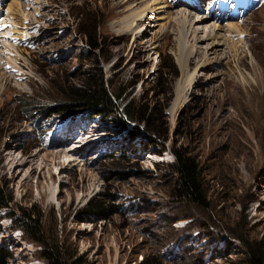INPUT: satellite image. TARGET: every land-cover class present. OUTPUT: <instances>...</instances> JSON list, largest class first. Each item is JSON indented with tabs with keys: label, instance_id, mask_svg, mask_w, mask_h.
<instances>
[{
	"label": "rangeland",
	"instance_id": "374dc122",
	"mask_svg": "<svg viewBox=\"0 0 264 264\" xmlns=\"http://www.w3.org/2000/svg\"><path fill=\"white\" fill-rule=\"evenodd\" d=\"M13 1L0 5L6 264H51L50 252L60 264H244L242 241L264 242V1L221 21L210 2L192 10L168 0L171 20L206 14L192 27L224 29L215 52L216 39H180L177 21H156L163 10L138 21L153 0H18L20 11L7 13ZM95 61L125 103L147 109L159 138H133L134 125L85 112L59 119L42 111ZM24 103L36 112L21 111ZM56 150L66 152L52 163ZM174 152L198 164L206 207L178 196ZM90 203L104 215H88Z\"/></svg>",
	"mask_w": 264,
	"mask_h": 264
},
{
	"label": "trees",
	"instance_id": "16d2710c",
	"mask_svg": "<svg viewBox=\"0 0 264 264\" xmlns=\"http://www.w3.org/2000/svg\"><path fill=\"white\" fill-rule=\"evenodd\" d=\"M97 28L92 26L90 32L86 33L88 45L93 49L97 45ZM122 91H118L113 84L105 77L98 62L93 63V67L84 71L82 78L77 84L64 91L62 99L57 100L53 107H44L42 111L48 112V117H58L67 119L80 113H89L92 116L105 117L118 125L119 128L131 127L127 134L135 138L138 134L160 137L162 130L156 127L155 121L144 106L139 103L128 102L122 99ZM21 111L27 114L36 112L34 104H21ZM128 128V127H127ZM174 161L169 165L175 175L178 196L183 200L199 206L206 207V194L203 191L202 178L198 164L192 158L185 155L173 153ZM11 203V198L5 193V189L0 187V212L6 211ZM88 215H104L105 209L99 204H89L86 207ZM30 220L31 216H27ZM19 222L17 229L25 228V218H16ZM24 231V230H21ZM244 247V264H264V242L242 241ZM56 254H58L56 252ZM51 260V264H60L59 259L51 252L45 256ZM5 254L0 249V264H6ZM65 263V262H64ZM67 263V262H66ZM71 262L70 264H75Z\"/></svg>",
	"mask_w": 264,
	"mask_h": 264
},
{
	"label": "bare ground",
	"instance_id": "6f19581e",
	"mask_svg": "<svg viewBox=\"0 0 264 264\" xmlns=\"http://www.w3.org/2000/svg\"><path fill=\"white\" fill-rule=\"evenodd\" d=\"M143 1H146V2H148L149 0H143ZM151 1V0H150ZM149 1V2H150ZM166 2H167V4H166ZM166 2H165V0H153L152 1V3H151V7H149L147 10H145L144 11V13L142 12V15H141V17L138 19V21H140V20H142L143 18H146V16L147 15H144V14H149V13H152V12H160V11H162L163 10V12H164V15L163 16H165V17H159L156 21H160V20H163V19H168L169 20V22L171 23V22H175V21H177V30H178V28H179V31L177 32V33H179V38L180 37H184V35L185 34H187V36L189 35V33H190V35H191V37L192 38H194V35L195 36H197L198 34H200V33H204V36H202V38H206V40L207 39H210V38H214V39H216V41H215V43H212V44H210V50H212L213 52H215L214 50H217V49H219L218 47H222V46H224V44H223V42H226V39H224L223 38V36L220 34V32L219 31H222V30H224V29H222L221 28V26L220 25H210L209 27H205V28H194V27H192V26H195V25H198V24H200L204 19L206 20L207 19V16H206V14H204V16L203 17H201V16H195L194 14H190V13H183V12H181V13H179V17L176 19V20H171L172 18H170V6L172 7H174V4H170V3H168V0H166ZM2 4V0H0V5ZM3 5V4H2ZM170 5V6H169ZM177 5V4H176ZM201 7V6H200ZM20 8H21V6H20V3L18 2V0H15V1H13V2H11L10 4H9V6H8V8H7V13L8 12H14V13H18L19 11H20ZM180 8V7H179ZM193 10V9H192ZM189 11V10H188ZM207 11H208V9H207ZM6 12V11H5ZM162 13V12H161ZM195 13H198V12H195ZM192 15L193 16H195V17H197L196 19H194V20H192ZM176 17V16H175ZM147 20H148V16H147ZM9 25V24H8ZM1 26V25H0ZM3 26V25H2ZM146 26H148L149 28H150V25H146ZM218 26H220V27H218ZM226 28V30H228V31H233V33L236 31V29H238V26L237 25H228V26H226L225 27ZM1 29H3V28H1ZM147 30V29H146ZM205 33L207 34V35H205ZM232 33V32H231ZM230 34V33H229ZM1 36V35H0ZM202 38H200V39H202ZM181 39V38H180ZM183 40H184V38H183ZM182 40V41H183ZM222 42V43H221ZM190 49L191 48H189V51H190ZM179 48H178V52H179ZM193 51H194V47L191 49V52L190 53H192L193 54ZM219 51V50H218ZM189 53V54H190ZM181 63V62H180ZM57 149V148H56ZM63 150V149H62ZM68 150V149H67ZM57 152H59V153H57V154H55V155H51V161H52V163H53V161H54V163H55V160L58 158V157H60V154H65V152H60V151H58V150H56ZM73 151H75L76 152V150L74 149ZM35 156H38V154L37 155H35ZM35 158V157H34ZM47 159V158H46ZM44 160V159H43ZM63 165H64V163H63ZM69 165V164H68ZM65 168V167H64Z\"/></svg>",
	"mask_w": 264,
	"mask_h": 264
}]
</instances>
